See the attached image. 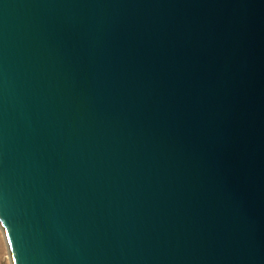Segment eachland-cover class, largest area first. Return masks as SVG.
<instances>
[{
    "label": "water",
    "instance_id": "water-1",
    "mask_svg": "<svg viewBox=\"0 0 264 264\" xmlns=\"http://www.w3.org/2000/svg\"><path fill=\"white\" fill-rule=\"evenodd\" d=\"M0 226L13 264H264V0H0Z\"/></svg>",
    "mask_w": 264,
    "mask_h": 264
},
{
    "label": "rangeland",
    "instance_id": "rangeland-1",
    "mask_svg": "<svg viewBox=\"0 0 264 264\" xmlns=\"http://www.w3.org/2000/svg\"><path fill=\"white\" fill-rule=\"evenodd\" d=\"M5 234L0 226V264H13Z\"/></svg>",
    "mask_w": 264,
    "mask_h": 264
},
{
    "label": "bare ground",
    "instance_id": "bare-ground-1",
    "mask_svg": "<svg viewBox=\"0 0 264 264\" xmlns=\"http://www.w3.org/2000/svg\"><path fill=\"white\" fill-rule=\"evenodd\" d=\"M10 255V254H9ZM10 257H11V255H10Z\"/></svg>",
    "mask_w": 264,
    "mask_h": 264
}]
</instances>
